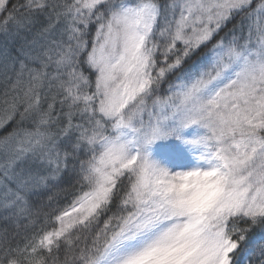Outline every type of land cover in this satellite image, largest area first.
I'll list each match as a JSON object with an SVG mask.
<instances>
[{"label": "snow or ice", "instance_id": "obj_1", "mask_svg": "<svg viewBox=\"0 0 264 264\" xmlns=\"http://www.w3.org/2000/svg\"><path fill=\"white\" fill-rule=\"evenodd\" d=\"M0 264H264V0H0Z\"/></svg>", "mask_w": 264, "mask_h": 264}, {"label": "rangeland", "instance_id": "obj_2", "mask_svg": "<svg viewBox=\"0 0 264 264\" xmlns=\"http://www.w3.org/2000/svg\"><path fill=\"white\" fill-rule=\"evenodd\" d=\"M189 134V135H188ZM192 135V132H186V138ZM170 152L160 149L156 143L151 146V158L158 162L161 166L168 168L170 171H188L198 166H202L196 159L197 153L190 150V146L174 141L167 148Z\"/></svg>", "mask_w": 264, "mask_h": 264}, {"label": "trees", "instance_id": "obj_3", "mask_svg": "<svg viewBox=\"0 0 264 264\" xmlns=\"http://www.w3.org/2000/svg\"><path fill=\"white\" fill-rule=\"evenodd\" d=\"M187 131L192 132V135L188 137L189 139H193V138H196V137H198V136H201V135H204V134H205V130H204V129H200V128H198L197 126H192L191 128L186 129V130H184V131L182 132L181 135H182L185 139H187V138L185 137ZM188 135H189V134H188ZM174 141H177V139L172 138V139H169V140H166V141H163V140H162V141H158V142H156V146L159 147L160 149H163V150H165V151H167V152H170L171 149L168 150L167 148H168V146L171 145ZM179 142H181V141L179 140ZM49 227H51V225H50Z\"/></svg>", "mask_w": 264, "mask_h": 264}]
</instances>
